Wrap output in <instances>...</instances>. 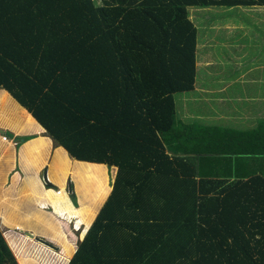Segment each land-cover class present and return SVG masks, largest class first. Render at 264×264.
<instances>
[{"label": "trees", "instance_id": "16d2710c", "mask_svg": "<svg viewBox=\"0 0 264 264\" xmlns=\"http://www.w3.org/2000/svg\"><path fill=\"white\" fill-rule=\"evenodd\" d=\"M211 6L264 0H0V88L93 164L78 174L96 203L97 163L117 168L67 264H264V123L177 114L196 75L188 9ZM0 264H17L1 228Z\"/></svg>", "mask_w": 264, "mask_h": 264}, {"label": "crops", "instance_id": "0c3cea01", "mask_svg": "<svg viewBox=\"0 0 264 264\" xmlns=\"http://www.w3.org/2000/svg\"><path fill=\"white\" fill-rule=\"evenodd\" d=\"M250 16L251 24L247 26L239 20L206 17L196 46V75L198 72L200 82L195 75L194 88L180 93L179 99L175 97L178 118L183 122L236 129L264 123V25L256 23L264 20L258 14ZM250 43L252 53L245 49ZM229 46L235 47L234 53L224 50ZM214 79L217 81L210 82ZM0 130V228L9 229L12 247L23 246V252L11 248L15 256L27 254L19 257L22 264H37L33 259L37 255L38 259L55 258L68 263L111 193L114 179L108 168H114L115 175L117 168L97 163L105 171L101 187L106 195L93 205L83 196L100 187L86 182L89 187L85 188L75 168L90 162L74 159L56 145L31 113L2 88ZM44 173L52 186L45 183ZM69 185L72 192L68 193ZM64 193L67 200H63ZM92 210L90 219L86 216L89 222L85 227V214L81 212Z\"/></svg>", "mask_w": 264, "mask_h": 264}, {"label": "rangeland", "instance_id": "374dc122", "mask_svg": "<svg viewBox=\"0 0 264 264\" xmlns=\"http://www.w3.org/2000/svg\"><path fill=\"white\" fill-rule=\"evenodd\" d=\"M96 2L99 3V0H96ZM188 10H189V14L191 16V20L195 23V26L198 28V34H197L198 41L200 40L201 35H202V32L204 30V25H203L204 24V21L207 19L206 17H208V16H209V20H211V18H213V17L214 18L215 17H218V18H220L221 20H224V21H234L235 20L237 22L239 20L240 22H242L241 24L243 26L244 25L247 26L248 24H251L252 17L250 15H256V14L261 15V17L264 20V8H259V7L211 6L210 8H207V7L206 8H196V7L193 8L192 7L190 9H188ZM208 10H210V11L208 12ZM208 13L210 15H208ZM249 20H250V22H249ZM256 23L259 26H263L264 25V21L262 23H258V22H256ZM228 48L229 49H224V50L227 51L228 53H234L235 52V47L234 46H229ZM245 49L248 52L252 53L251 43L249 45L245 46ZM231 72H233V71H231ZM198 75L199 74L197 72L196 79L199 81L200 77ZM216 81L217 80L214 79L213 81H210V82H216ZM180 95H181L180 93H177L176 96H175L176 99H179L180 98ZM107 172H108V174H113V178L112 179H114V175H115L114 168L113 169L112 168H108ZM81 181L85 183V184H83V186H85V188L86 187H89L86 184V182L88 183L89 181H87L86 179H84V180L81 179ZM94 185H95V183H94ZM51 188H53L52 190L55 191L54 190V187H51ZM94 188L97 190L96 187H94ZM94 188H93L92 192L91 191H88L89 193L87 192V194H84V196H83L86 201L90 202L93 205L95 203L96 196H97L95 194H98L99 193L98 191L94 190ZM92 195H93V198H90ZM64 197L65 198L63 200H67V196H66L65 193H64ZM92 212H89L88 211L87 213H85V216L82 217V221H84L85 227L87 226V224L89 222V219H90V216H91ZM86 216H88L89 219L88 218L86 219ZM7 230H9V229H7ZM7 230H4L3 231V234L5 236V239L8 242L9 241V237L7 235H8L9 232ZM9 242H8V244L10 245ZM10 247L13 250L16 249L17 251L22 250L21 252H23V249H24L23 246H19L18 244H17V247L16 248L12 247L11 245H10ZM29 255H31V253H29ZM20 256H27V254L26 255H20ZM20 256H19V254L16 255L17 264H22V262H20L18 260ZM38 258H40L39 255H37L36 258H33V259H36L37 264H65V263H67V260H66V262H64L65 260L62 261V260H59V259L57 260L55 258H50V259L49 258L48 259H43V258L38 259Z\"/></svg>", "mask_w": 264, "mask_h": 264}, {"label": "bare ground", "instance_id": "6f19581e", "mask_svg": "<svg viewBox=\"0 0 264 264\" xmlns=\"http://www.w3.org/2000/svg\"><path fill=\"white\" fill-rule=\"evenodd\" d=\"M5 104V103H4ZM6 112V111H5ZM4 115V114H3ZM16 125V124H15ZM87 163H84V165H86ZM92 165L93 164H88V166L87 167H85V169H82V168H80V167H77V166H75V168H76V172L78 173L81 169L84 171H86V173L87 172H89L90 170H91V168H92ZM66 167V166H65ZM100 186H101V184H100ZM93 211V210H92ZM92 211H89V212H92ZM82 214H85L84 212H82L81 213V215ZM84 217V216H83ZM59 233V232H58ZM60 235V234H59ZM65 236V235H64ZM70 245V244H69Z\"/></svg>", "mask_w": 264, "mask_h": 264}, {"label": "water", "instance_id": "95a60500", "mask_svg": "<svg viewBox=\"0 0 264 264\" xmlns=\"http://www.w3.org/2000/svg\"><path fill=\"white\" fill-rule=\"evenodd\" d=\"M2 132H3V130H0V133H2ZM43 179H44V181H45L46 184H48L49 186H52V184L48 181V178L46 176V173L43 174ZM67 191H68V193L69 192H72L71 185L68 186ZM29 236H32V234H29Z\"/></svg>", "mask_w": 264, "mask_h": 264}, {"label": "built area", "instance_id": "2783aa9c", "mask_svg": "<svg viewBox=\"0 0 264 264\" xmlns=\"http://www.w3.org/2000/svg\"><path fill=\"white\" fill-rule=\"evenodd\" d=\"M4 139H6V137H3ZM57 194L60 195V190H57ZM18 229V228H16Z\"/></svg>", "mask_w": 264, "mask_h": 264}]
</instances>
